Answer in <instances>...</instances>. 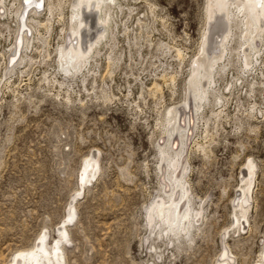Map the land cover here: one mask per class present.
<instances>
[{"label": "rangeland", "instance_id": "374dc122", "mask_svg": "<svg viewBox=\"0 0 264 264\" xmlns=\"http://www.w3.org/2000/svg\"><path fill=\"white\" fill-rule=\"evenodd\" d=\"M72 1L49 0L52 12L39 20L48 17L51 28L28 31L26 55L10 72L19 1L0 0V264L43 236L51 254L58 241L63 258L42 264H264V44L245 66L233 26L227 66L211 83L220 103L210 97L199 111L181 153L190 219L175 236L147 213L168 200L170 170L159 169L158 144L168 111L185 97L204 0H119L117 42L100 46L92 71L74 78L57 59ZM91 159L96 174L90 168L80 182ZM249 161L254 177L241 220L234 204Z\"/></svg>", "mask_w": 264, "mask_h": 264}, {"label": "bare ground", "instance_id": "6f19581e", "mask_svg": "<svg viewBox=\"0 0 264 264\" xmlns=\"http://www.w3.org/2000/svg\"><path fill=\"white\" fill-rule=\"evenodd\" d=\"M17 1L19 3L12 12L13 18L16 19L18 24H15L17 27L15 31L16 39L10 50V56L7 55L10 72L13 71L14 66L20 60L24 59L23 55H26L25 51L29 43L27 39L28 31L32 29V31L35 30L34 32H39V29L45 28L48 32L50 19L47 17L45 22H41L39 18L46 10L49 11L47 15L52 12L49 0H28L27 3L25 0H22V3L20 0H14V3H17ZM44 2L46 3L45 7L43 5ZM69 8V25L62 32L63 43L58 50L57 59L58 66L62 72L67 76L73 77L75 75L78 76L77 74L84 70L87 73L92 71L90 70L91 68L88 69L87 67L91 63H96L97 59L95 58L100 53V46L107 47L111 43L108 48L112 50V47L117 42L114 30L117 29L118 23L115 17L121 11V6L119 0H73L70 2ZM203 14L204 28L201 32L197 54L190 65V79L186 87L185 97L181 104H178L179 106L172 107L168 111L167 121L162 134L163 140L158 144L160 154L159 169L163 174H165V170H170L164 176L170 183V190H167L166 182H164V186L161 185L168 200L165 202L162 199H158L147 213L148 221L152 219V212L158 218L164 219L165 224L168 226L167 228H169L168 232L175 236L188 231L187 224H189L188 220L190 219V207L187 198L188 188L183 183V174L185 172L184 156L182 158L181 153L193 133V125L199 119H197L199 111L203 112L204 106L207 104L210 106V97L214 106L220 103L221 98L217 97L218 94L216 95L212 89L211 83L215 70H223L227 66L223 64L222 59L227 49L229 38L232 35L233 26L240 27L242 41L240 43L241 51H237V57L243 61L245 66H253L264 44V0H204ZM35 40L37 41V38ZM175 52L177 60L183 61L180 51L176 50ZM169 79L171 83H174V76H169ZM153 88L154 90H159V86L156 84H154ZM217 113L219 114V112ZM217 113L212 112V115L217 117L221 114L218 115ZM181 158L183 160L180 162ZM95 166L96 164L92 159L87 161L83 174L81 173L80 182L85 179L88 169L91 168V174H96ZM242 172L241 181L243 186L238 191L234 206L239 208V218L244 220L249 207L245 198H247L252 186L254 165L249 161L242 169ZM198 215L199 212L196 216ZM237 221L238 219L235 218L233 222ZM59 233V235H64V229L60 228ZM37 242L31 251L15 254L16 256L11 261L12 264H42V262H50L51 257L56 262H60L63 258L58 248V241L52 254L45 248L44 236L39 238ZM221 256L226 258L225 253ZM226 260L220 262V264H229ZM228 260L230 261V259Z\"/></svg>", "mask_w": 264, "mask_h": 264}, {"label": "snow or ice", "instance_id": "6c2138e0", "mask_svg": "<svg viewBox=\"0 0 264 264\" xmlns=\"http://www.w3.org/2000/svg\"><path fill=\"white\" fill-rule=\"evenodd\" d=\"M25 2L27 3L28 2V0H25ZM73 217L70 215L69 216V220H71Z\"/></svg>", "mask_w": 264, "mask_h": 264}]
</instances>
